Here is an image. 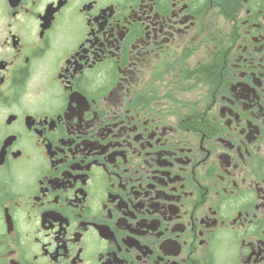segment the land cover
<instances>
[{
    "label": "flooded vegetation",
    "instance_id": "obj_1",
    "mask_svg": "<svg viewBox=\"0 0 264 264\" xmlns=\"http://www.w3.org/2000/svg\"><path fill=\"white\" fill-rule=\"evenodd\" d=\"M0 264H264V0H0Z\"/></svg>",
    "mask_w": 264,
    "mask_h": 264
}]
</instances>
